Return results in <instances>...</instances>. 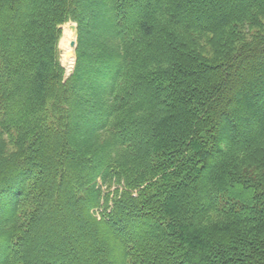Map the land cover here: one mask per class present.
<instances>
[{
	"label": "trees",
	"instance_id": "obj_1",
	"mask_svg": "<svg viewBox=\"0 0 264 264\" xmlns=\"http://www.w3.org/2000/svg\"><path fill=\"white\" fill-rule=\"evenodd\" d=\"M0 252L264 264V0H0Z\"/></svg>",
	"mask_w": 264,
	"mask_h": 264
},
{
	"label": "rangeland",
	"instance_id": "obj_2",
	"mask_svg": "<svg viewBox=\"0 0 264 264\" xmlns=\"http://www.w3.org/2000/svg\"><path fill=\"white\" fill-rule=\"evenodd\" d=\"M72 22L74 21L69 20L68 22L61 25L62 33L59 38V45H58L61 64L66 68V70H69V71L72 69L74 70L76 59H77L76 58V48L71 47V44H70L71 41L74 39L76 40V43H77V38H78L77 31L76 32L72 31V33L70 31V24ZM74 23H77V22H74ZM47 232H48V229H46V231H43L42 235L44 237H41V239L38 240V245L40 242V244H42L44 248H45L44 246L45 243L51 244L52 235L50 236L49 232L48 233ZM45 235H47L46 236L47 238H45Z\"/></svg>",
	"mask_w": 264,
	"mask_h": 264
},
{
	"label": "water",
	"instance_id": "obj_3",
	"mask_svg": "<svg viewBox=\"0 0 264 264\" xmlns=\"http://www.w3.org/2000/svg\"><path fill=\"white\" fill-rule=\"evenodd\" d=\"M70 28H71L73 31L76 32V31H77V23L72 22V23L70 24ZM71 46L74 47V48H76V46H77L76 40H73V41L71 42ZM72 72H73V69L70 70V71H67V74L70 75Z\"/></svg>",
	"mask_w": 264,
	"mask_h": 264
},
{
	"label": "bare ground",
	"instance_id": "obj_4",
	"mask_svg": "<svg viewBox=\"0 0 264 264\" xmlns=\"http://www.w3.org/2000/svg\"><path fill=\"white\" fill-rule=\"evenodd\" d=\"M74 40H75V39H74ZM72 41H73V40H72ZM72 41H71V42H72ZM70 44H71V43H70ZM71 47H72V46H71Z\"/></svg>",
	"mask_w": 264,
	"mask_h": 264
}]
</instances>
